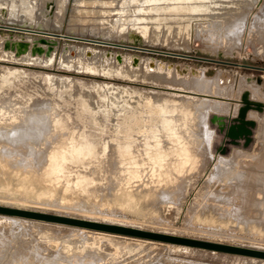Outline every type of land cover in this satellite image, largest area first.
Segmentation results:
<instances>
[{
    "label": "rangeland",
    "instance_id": "rangeland-1",
    "mask_svg": "<svg viewBox=\"0 0 264 264\" xmlns=\"http://www.w3.org/2000/svg\"><path fill=\"white\" fill-rule=\"evenodd\" d=\"M198 1L137 3L152 10L132 13L145 18L137 25L147 31L133 37L126 32L81 34L66 30L64 22L57 29L0 20L5 24L0 41L24 39L33 29L71 35L52 41L29 32L34 37L29 41L43 38L51 44L52 61L46 64L31 61L21 50L0 49V123L10 122L6 106L12 102L22 106L23 116L44 111L55 116L59 145L71 138L91 143L85 159L67 152L60 170L45 163L24 165L19 153L0 151V264H264V0H244L242 17L228 26L215 15L239 11L236 0H213L210 8L197 6ZM113 25L111 32L118 26ZM67 43L73 56L83 46L96 58L118 52L138 56L143 64L130 73L104 70L96 59L91 68L71 63L73 58L64 65L59 57ZM149 61L194 70L198 80L209 70L213 79L204 80L207 84L195 94L166 77L143 74ZM110 62L116 63L115 57ZM213 82L229 93L227 98L212 88ZM110 89L116 106L109 102ZM202 90L209 91H203L208 97ZM182 97L226 101L218 110L207 109L213 133L207 131L198 169L166 189L121 179L107 159L113 148L156 131L164 116L158 104L185 108ZM244 120L252 122L246 125L248 137L227 134ZM219 154L251 161L244 180L239 171L237 178H210L212 159ZM259 163L262 168L256 167Z\"/></svg>",
    "mask_w": 264,
    "mask_h": 264
},
{
    "label": "bare ground",
    "instance_id": "bare-ground-1",
    "mask_svg": "<svg viewBox=\"0 0 264 264\" xmlns=\"http://www.w3.org/2000/svg\"><path fill=\"white\" fill-rule=\"evenodd\" d=\"M175 1H184V0H102V1L0 0V20H3V18L8 17L13 21L15 20L16 23L18 24L36 25L40 27L51 26L57 29L61 28L64 22L66 30L78 31L81 34L87 31L89 33L97 34L102 37H110L117 32L119 33L126 32L130 37H133V36H137V34L145 35L147 31L145 29H141L137 25L138 19H145V18H142L140 16L137 17L138 15L132 17L131 16L132 13L140 12V11L148 13L149 12L148 10H152V7H150L151 9L149 7L137 8L138 6L137 7L135 6L137 3L141 4L146 2H153L155 4L157 2L170 3ZM212 1L213 0H200V3L198 1L196 5L199 6L201 4H205V6L209 7L208 2H212ZM236 1H237L236 3L238 4H234V5L239 7L238 9L239 11L234 13L232 11L219 10L218 13L215 15L217 16L216 19H218L217 20L218 23H221L223 26H228L233 24L236 21V19H240V17H242V12H243L242 9L246 6V5L243 6L245 2L244 0H236ZM67 2L69 3V7H65ZM214 2H216V4L218 3L217 0H214ZM80 4H85L87 7L85 8L78 7V5ZM26 5L28 6V8H24V6ZM92 5H100V6L97 7ZM131 6H133V9H131ZM67 14H70L71 19L67 17ZM246 14L244 16H247ZM146 18L148 19L147 16ZM248 18L250 19V17ZM114 23L116 25L118 24V26L116 30L111 32L108 29L110 27H114L113 29H115V26L113 25ZM0 26L5 27V24L4 25L0 24ZM10 27L13 26L10 25ZM13 28L21 29L22 26L21 27L16 26ZM30 31H33L34 33L37 32L42 33L46 35V37H48L49 40L52 41H55L56 36H63V35L71 36L68 34L42 32L40 30H34V29L27 30L26 32L28 33H26L24 39L17 38L11 41L1 40L0 49L4 48L2 50L4 52H10L11 51L10 48L16 51L21 50V53H24V56L29 57L31 61L40 62L43 64L50 63L52 61V55H53L52 49H50L51 44L48 41L43 40V38L39 42L37 40L35 42H32L31 39L29 41V38L33 37L30 36L31 35L29 34ZM80 37L82 38V36ZM71 48L72 45H69V43L63 46L61 50V55L59 57L61 64L65 65L66 62H68L67 60L73 58L72 61H70L71 63L74 60L76 61L75 63L80 67H82L83 66L82 63H84V66L86 68H91L93 67V63L96 59L98 65L104 70L124 69L125 72H129V73L137 71L138 67L143 64L142 62L143 60L138 56L124 54V56L122 55L123 57H121V54H119L118 52L115 53L113 56V58L115 57L116 59V63L113 64L110 62V59H113L111 58L113 54L111 55L102 54L101 56H97L96 58L93 54L94 51H92V49H91L92 53L91 55H89L88 50L85 49V47L83 46H78L76 49L77 50L76 55L73 56ZM127 63L128 65L126 66ZM148 63H150L149 68L144 66L142 70L143 74H147L150 76L151 75L158 76L161 77V79L163 77H166L167 81L168 79H170L172 83L173 82L175 84L178 83L180 87L186 90L191 89L192 92L194 91L193 93L195 94L198 93L197 91L201 92V89H198V86L200 84L201 86L207 84L204 80L213 79L212 77H210V73L212 72L209 70L206 71V74L203 77L204 80H198L196 78L197 74L193 72L194 70L188 72L183 69H178L175 66H170V64L165 65V67H163L158 63L156 64V62L155 64L152 61L151 62L149 61ZM214 82L212 88L217 87L218 83L216 82L217 84H215ZM217 88L216 91L218 90ZM112 90L113 89H110L109 91V96H110L109 102L111 105L116 106L114 99L116 98V96ZM191 90L188 92H191ZM203 91L206 92L207 90L206 91L202 90L201 95L207 96L208 93H204ZM213 91L215 93V90ZM218 91L219 93L222 92L220 93L221 95H223V96L220 95V97L222 98H227V96L225 95H229V93L225 91V89L222 91L220 89ZM253 92L256 91L254 90ZM197 98L198 99L193 98L192 100L184 99L183 97L180 98L183 101V103L181 104H183L185 108H183L182 106L181 108L180 106L176 108L175 106V108L171 110V109H166L164 105L159 106L158 104V108L164 111V116L161 123L159 122L160 124L158 123L159 125L156 126L157 128L155 129L156 131L152 132L151 134H145L140 136L137 141L133 140L131 142H126V143L124 142L119 146L113 148L111 156H108L107 159L111 167L120 173L121 179L127 182H133L135 183V185L141 184L140 186L144 188L153 187V188L166 189L175 184L177 185V183L181 181L182 182L186 181L188 175L191 174V172H194L198 169L200 165L201 157L203 156V151H202V147L204 145L203 143L205 141H208L207 131H210L209 133L211 135L213 133V130L207 126V122H206V114L208 112L207 109L210 108L211 110L212 108L218 110L221 107H225V104H222V102L225 103L226 101L217 100V102H214L215 101L214 100L213 102H210L212 104H209L208 101L210 99L206 101L208 102L206 103L202 101L203 98L202 99L199 97ZM160 101L158 102L160 103ZM4 106L5 105H3L1 108L3 109L7 107L6 110H8L12 114V116L10 122L0 123V151L2 150L8 153L10 152L19 153L20 156L22 155V158H20V160L22 159L23 162L25 161L24 165L25 163H28L35 166L37 165L41 166L42 164L44 165L45 163L47 164V166L49 165L51 167H56L59 170L63 166V163L66 159L65 155L67 152L71 153L75 157L79 156L81 159H85L86 155L89 156L90 154L89 152L91 150V143L84 145L77 143L75 139L71 138L69 141L63 142V144L60 145L58 144L59 143L58 137H60L58 134L59 120L58 119H57L58 121H56L55 119L53 120L55 116L52 117V115L50 114L52 118L51 120L48 111H47L48 114H46L47 112L44 111L43 113L35 112L34 114L29 113L30 115L28 114L27 116H23L21 114V112L23 111L21 110L22 106H19L16 103H12V102H8L7 106L6 107ZM38 120H42L45 122H38ZM251 123H252L251 120H244L243 124H239L237 128L234 125H232L228 129L227 134L229 136L235 137L240 133L242 134L245 133V136L248 137V134H250L249 132H251V130L247 128L246 125L250 126ZM148 127H152V126H148ZM38 144L40 145V147L36 148L35 146ZM33 145H34V149H33ZM103 146L107 147L106 144H103ZM28 157L31 160L29 161L25 160ZM247 161L248 159L239 161L237 156H233L229 158L228 156H224V155L222 156L220 154L216 155L212 159V166L210 167V172H208L210 173L209 176H211L210 177L211 179L217 175L219 176L228 175L229 177L234 175L236 177L237 176L236 174H238L239 172L240 174H242L243 172L245 173L246 171L249 170V169L247 170L246 166L249 165L251 161L249 162ZM260 163L257 164L256 167L262 168L263 165ZM261 174L263 175V173ZM242 177L243 174L241 175V178ZM23 261L25 260L20 261V263ZM26 262L25 264L28 263L30 264L29 260L28 263Z\"/></svg>",
    "mask_w": 264,
    "mask_h": 264
},
{
    "label": "crops",
    "instance_id": "crops-1",
    "mask_svg": "<svg viewBox=\"0 0 264 264\" xmlns=\"http://www.w3.org/2000/svg\"><path fill=\"white\" fill-rule=\"evenodd\" d=\"M26 1V0H25ZM24 5H25V3H24ZM24 8H28V6L26 5V6H24Z\"/></svg>",
    "mask_w": 264,
    "mask_h": 264
}]
</instances>
